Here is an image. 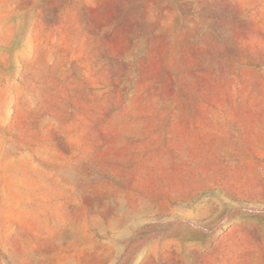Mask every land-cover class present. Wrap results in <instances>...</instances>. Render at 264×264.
<instances>
[{"label": "rangeland", "instance_id": "1", "mask_svg": "<svg viewBox=\"0 0 264 264\" xmlns=\"http://www.w3.org/2000/svg\"><path fill=\"white\" fill-rule=\"evenodd\" d=\"M0 264H264V0H0Z\"/></svg>", "mask_w": 264, "mask_h": 264}]
</instances>
